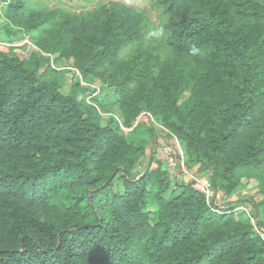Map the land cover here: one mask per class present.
Segmentation results:
<instances>
[{
  "label": "trees",
  "instance_id": "obj_1",
  "mask_svg": "<svg viewBox=\"0 0 264 264\" xmlns=\"http://www.w3.org/2000/svg\"><path fill=\"white\" fill-rule=\"evenodd\" d=\"M3 1L8 39L32 34L56 67L78 68L87 83L99 76L120 98L106 106L101 83L91 104L96 90L74 75L65 94L68 69L51 55L0 50V264H264V237L235 206L216 210L161 165L134 173L154 127L98 122L114 112L131 127L150 111L218 191L255 181L264 208V3L158 0L166 59L143 51L122 61L146 37L133 7L25 15L24 0Z\"/></svg>",
  "mask_w": 264,
  "mask_h": 264
},
{
  "label": "rangeland",
  "instance_id": "obj_2",
  "mask_svg": "<svg viewBox=\"0 0 264 264\" xmlns=\"http://www.w3.org/2000/svg\"><path fill=\"white\" fill-rule=\"evenodd\" d=\"M111 0H24L26 4V8L24 10V14L27 15L32 10H59L61 13H72L75 15H84L87 13H92L99 5L106 3ZM117 2L125 3L134 9H136L139 13L144 16L143 19V27L144 31L146 32V37L144 41L140 44H135L129 46L122 50L120 56L122 61H129L134 54H138L140 52L146 51L151 52L155 55H158V58L162 60L166 59L167 52L163 51V49L159 46V39H160V29L163 22L166 19V16L163 13L162 7L157 3L158 0H113ZM261 3H264V0H258ZM6 9V3L3 0H0V41L11 42V39H8L9 33L6 31L7 28V19L4 16V12ZM61 14H59L60 16ZM16 28V27H15ZM18 30V28H16ZM31 38H33V35ZM73 62V60H71ZM70 70H67L65 74L60 75V83L62 92L65 94L70 93L74 87L75 82L73 81V74L72 72L69 73ZM110 71V70H109ZM157 73V70H155ZM42 75V74H41ZM93 82L98 83L99 85L102 83L104 89V96L103 102L106 106H112L116 103V100L120 98L118 91L114 86H111L108 82L102 80L99 76L94 77ZM180 106L181 109L185 111L186 103L190 95V89L186 88L181 91L180 93ZM80 98V97H79ZM108 119V117H107ZM107 119H98V122L104 123ZM142 132L148 134L150 131V127L147 123H143L141 125ZM134 133V132H133ZM144 139V138H142ZM150 143L148 142V148L155 142H153L152 138L149 139ZM146 156V157H145ZM147 159L146 168L147 166L150 167L151 156L150 154L144 155ZM192 155L190 154L187 159L189 165L195 167L193 164ZM157 167V164H155ZM200 167L202 164H198L197 166ZM196 166V167H197ZM144 168H140L139 166L135 169V174H140ZM246 185V189L250 188L251 191L253 187L256 185V182L244 180ZM174 183V182H173ZM174 185V184H173ZM245 186V185H244ZM244 204V203H243ZM150 210L156 208L154 205L149 206Z\"/></svg>",
  "mask_w": 264,
  "mask_h": 264
},
{
  "label": "built area",
  "instance_id": "obj_3",
  "mask_svg": "<svg viewBox=\"0 0 264 264\" xmlns=\"http://www.w3.org/2000/svg\"><path fill=\"white\" fill-rule=\"evenodd\" d=\"M0 50L6 53L15 52L22 59H29L34 52L41 51V49L33 42L29 34H25V36L18 41H0ZM41 52L44 55H51L44 53L43 51ZM51 57L53 67L58 70H70L82 85H90L96 90L95 93L87 96V101L91 104H94L91 101V98L99 92L100 87L93 83H87L84 80L81 71L74 66L62 65L56 67L54 63V57L52 55ZM101 115L102 117H114L117 120L121 130L126 133L132 131L141 123H147L154 127V129L157 131V134L155 142L150 148V155L152 160L157 164V167L161 165L162 169L168 172L169 178L172 181H179L181 178H183L184 180L192 183L193 187L197 191L205 195L207 202L213 206V208H217L216 210L221 209L216 201L220 191H218L213 185L209 171L189 165L187 152L181 144L179 138L163 124H161L150 111H142L131 127L125 126L122 118L114 112H101ZM243 203L235 206L234 211L246 214L248 219L253 224L256 232L264 237V229L258 225V219L251 212L250 205L246 204L245 202Z\"/></svg>",
  "mask_w": 264,
  "mask_h": 264
},
{
  "label": "crops",
  "instance_id": "obj_4",
  "mask_svg": "<svg viewBox=\"0 0 264 264\" xmlns=\"http://www.w3.org/2000/svg\"><path fill=\"white\" fill-rule=\"evenodd\" d=\"M95 85L100 86L98 83H95ZM103 119H107V117H103ZM151 147H152V145L150 146V148ZM150 148H147V151H146L145 155L150 154ZM145 157L143 156L141 158L140 162H139V167L140 168L146 169V165L145 164L147 162V159ZM151 162H152V164H151L150 167L151 168H155L156 167V165H155L156 163L152 160V158H151ZM198 164H200V163H194L193 165L196 167ZM196 168H200V165L197 166ZM143 171L140 174H142ZM180 180L185 181L183 178H181ZM244 185L238 186L230 194H225V193L220 191L219 194H218V197L216 198V201H217L218 205L221 208H223V209H227L228 207L240 205L243 202H245L246 204H249L250 207H251V212L254 213L255 216L256 215L258 216V219L261 221V223L264 226V208L263 207L256 208L255 207V203H254V202L261 201L263 199V196L261 194H256V190L255 191L254 190L250 191L249 190L250 188L246 189L247 188L246 184H244ZM263 229H264V227H263Z\"/></svg>",
  "mask_w": 264,
  "mask_h": 264
}]
</instances>
